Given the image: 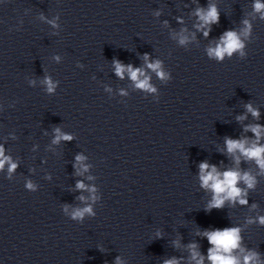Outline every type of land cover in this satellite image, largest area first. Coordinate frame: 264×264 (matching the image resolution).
Segmentation results:
<instances>
[{"label": "clouds", "instance_id": "1", "mask_svg": "<svg viewBox=\"0 0 264 264\" xmlns=\"http://www.w3.org/2000/svg\"><path fill=\"white\" fill-rule=\"evenodd\" d=\"M256 7L259 9L260 7H264L262 5L257 4ZM201 19L204 20L205 23H215L218 20V15L215 8H211L208 13L204 16H201ZM207 35V33H205ZM222 39V46H218L216 49H210V54H214L217 58H223L225 53L229 55L236 49L242 47L239 43L238 38L234 32L225 33ZM183 42V41H182ZM159 65H149V67L157 68ZM124 71L123 67L117 63V74L120 75ZM130 75L133 80L137 79V73L139 69L136 71L131 70V66H129ZM50 83V82H49ZM138 87L147 88V80L139 82ZM49 90H51V85ZM249 110L251 111V107L249 106ZM256 115V113H253ZM64 139H71V137L65 136ZM228 151L232 152L235 149H240L244 152L245 155H248L250 158H257V162L261 167H264V159H260L262 152H264V148H255L254 150H245L243 144L240 142L228 140ZM0 155H2V150H0ZM79 159V157L77 158ZM3 160H0V167H3ZM207 163H202L200 165L201 170V179L203 181L204 186H209V182L211 181V187L215 193H226L227 197L234 198L240 195V190L235 187L237 180L240 178L239 174L233 171H228L223 174V179L220 178V175L215 172V167H213L211 172L205 174V170L208 168ZM15 165L11 166V169H14ZM245 181L249 183V187H251V182L249 178L245 175ZM31 185H29L30 187ZM77 187H83L82 184H78ZM245 201H241L244 203ZM223 204V199H214L213 207L219 208ZM91 209H84L83 212H90ZM82 211H77L74 213V217L82 216ZM264 222V221H262ZM238 229H224V230H216L214 232L208 233V240L211 244L215 245L217 249L222 248L224 251H228L231 248L237 246L238 240ZM209 259L213 261V264H235V261L232 257H225L223 255L217 254L213 250H209ZM246 261L249 258H245ZM171 264V262H169ZM199 264V262H198Z\"/></svg>", "mask_w": 264, "mask_h": 264}]
</instances>
